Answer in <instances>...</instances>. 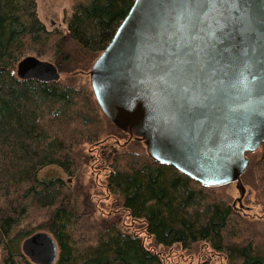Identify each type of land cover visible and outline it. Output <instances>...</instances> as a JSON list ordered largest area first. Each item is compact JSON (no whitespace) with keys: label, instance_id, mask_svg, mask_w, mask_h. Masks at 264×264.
<instances>
[{"label":"trees","instance_id":"trees-1","mask_svg":"<svg viewBox=\"0 0 264 264\" xmlns=\"http://www.w3.org/2000/svg\"><path fill=\"white\" fill-rule=\"evenodd\" d=\"M134 1L85 0L64 17L65 28H48L37 0H0V264H36L21 245L42 230L57 243L54 264H173L117 219L95 216L78 151L85 144L105 149L128 133L104 115L90 83L16 74L30 55L50 61L60 75L88 74ZM112 145L98 162L108 170L105 187L154 246L206 243L226 264H264L254 225L219 186L200 185L146 151ZM259 148L254 167L264 200V143ZM49 168L65 178L43 174Z\"/></svg>","mask_w":264,"mask_h":264},{"label":"water","instance_id":"water-1","mask_svg":"<svg viewBox=\"0 0 264 264\" xmlns=\"http://www.w3.org/2000/svg\"><path fill=\"white\" fill-rule=\"evenodd\" d=\"M16 74L61 77L32 55ZM88 74L104 115L154 160L206 187L235 182L242 207L246 154L264 143V0H135ZM21 250L58 256L44 231Z\"/></svg>","mask_w":264,"mask_h":264},{"label":"rangeland","instance_id":"rangeland-1","mask_svg":"<svg viewBox=\"0 0 264 264\" xmlns=\"http://www.w3.org/2000/svg\"><path fill=\"white\" fill-rule=\"evenodd\" d=\"M83 1L85 0H37L39 16L48 28H65L64 17L70 15L75 5ZM60 81L76 85L90 83L87 73L75 75L62 73ZM129 138V135L126 134L119 139L115 138L117 144L113 142V139H109L105 145H107V149L108 146L113 144L111 146L113 149L125 146L130 150L146 151V145L143 140ZM128 141L130 142L128 143ZM102 147L104 146L85 144L78 151V161L81 166L80 176L84 191L90 196L91 202L96 208L95 216L97 218H103L107 221L117 219L123 230L140 235L144 243L151 249L157 251L167 262L173 264H226L224 255L213 251L206 243L193 245L189 249H184L179 245H174L170 248L154 246L152 239L145 234L142 223L132 220L121 204L107 191L104 182L108 170L98 166L102 150L105 151L106 149V147L105 149ZM260 151L261 148H258L252 154L247 155L249 165L241 179L245 187V194L241 201L242 207H240L238 202L239 191L235 182L219 186L216 190L236 208L242 209L243 214L247 216L255 227L257 246L261 250H264V200L262 197L263 194L260 191L262 187L258 184V180H256L254 167L255 161L261 154ZM52 172L55 175L65 178V175L58 169L49 168L43 174L50 175ZM36 215L38 216L39 214H34L33 216L35 217Z\"/></svg>","mask_w":264,"mask_h":264}]
</instances>
